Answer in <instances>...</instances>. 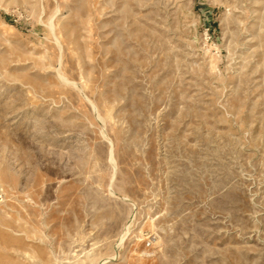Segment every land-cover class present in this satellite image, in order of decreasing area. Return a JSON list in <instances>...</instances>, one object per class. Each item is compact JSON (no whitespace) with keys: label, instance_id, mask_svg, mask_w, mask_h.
<instances>
[{"label":"rangeland","instance_id":"374dc122","mask_svg":"<svg viewBox=\"0 0 264 264\" xmlns=\"http://www.w3.org/2000/svg\"><path fill=\"white\" fill-rule=\"evenodd\" d=\"M0 264H264V0H0Z\"/></svg>","mask_w":264,"mask_h":264}]
</instances>
